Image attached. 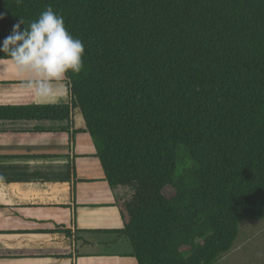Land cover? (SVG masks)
<instances>
[{
    "label": "trees",
    "instance_id": "trees-1",
    "mask_svg": "<svg viewBox=\"0 0 264 264\" xmlns=\"http://www.w3.org/2000/svg\"><path fill=\"white\" fill-rule=\"evenodd\" d=\"M49 6L85 49L70 101L0 120L81 109L139 264H218L264 217V0H0V41ZM43 254L61 253L0 250Z\"/></svg>",
    "mask_w": 264,
    "mask_h": 264
},
{
    "label": "crops",
    "instance_id": "crops-1",
    "mask_svg": "<svg viewBox=\"0 0 264 264\" xmlns=\"http://www.w3.org/2000/svg\"><path fill=\"white\" fill-rule=\"evenodd\" d=\"M56 86L57 95L40 98L0 67V106L68 103L67 74ZM123 227L81 109L64 120H0V250L64 254L0 257V264H139L127 236L114 232Z\"/></svg>",
    "mask_w": 264,
    "mask_h": 264
},
{
    "label": "clouds",
    "instance_id": "clouds-1",
    "mask_svg": "<svg viewBox=\"0 0 264 264\" xmlns=\"http://www.w3.org/2000/svg\"><path fill=\"white\" fill-rule=\"evenodd\" d=\"M24 24L20 18L0 41V67L13 69L24 78L25 88L40 98L57 95L58 82L83 68V42L69 33L64 18L51 6L21 30Z\"/></svg>",
    "mask_w": 264,
    "mask_h": 264
},
{
    "label": "rangeland",
    "instance_id": "rangeland-1",
    "mask_svg": "<svg viewBox=\"0 0 264 264\" xmlns=\"http://www.w3.org/2000/svg\"><path fill=\"white\" fill-rule=\"evenodd\" d=\"M192 163L187 149L179 146L176 173H184ZM218 264H264V217L246 218L240 222V233L234 247L223 255Z\"/></svg>",
    "mask_w": 264,
    "mask_h": 264
}]
</instances>
